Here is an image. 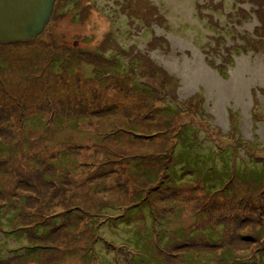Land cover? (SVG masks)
<instances>
[{
    "label": "rangeland",
    "instance_id": "rangeland-1",
    "mask_svg": "<svg viewBox=\"0 0 264 264\" xmlns=\"http://www.w3.org/2000/svg\"><path fill=\"white\" fill-rule=\"evenodd\" d=\"M263 78L264 0H57L0 43V264H264Z\"/></svg>",
    "mask_w": 264,
    "mask_h": 264
},
{
    "label": "water",
    "instance_id": "water-1",
    "mask_svg": "<svg viewBox=\"0 0 264 264\" xmlns=\"http://www.w3.org/2000/svg\"><path fill=\"white\" fill-rule=\"evenodd\" d=\"M56 2L0 0V43L29 41L40 37L54 15Z\"/></svg>",
    "mask_w": 264,
    "mask_h": 264
},
{
    "label": "bare ground",
    "instance_id": "bare-ground-1",
    "mask_svg": "<svg viewBox=\"0 0 264 264\" xmlns=\"http://www.w3.org/2000/svg\"><path fill=\"white\" fill-rule=\"evenodd\" d=\"M199 58H200V56H198L197 55V61L195 62V64H194V67H197L198 66V64H197V62L199 61ZM202 65V64H201ZM192 68L193 67H190L188 70L191 72L192 71ZM201 69L202 70H204V72H209V70L206 68V66L203 64L202 66H201ZM194 71V70H193ZM263 72V71H262ZM195 73V72H194ZM196 74V73H195ZM198 75V77L199 76H201V74L199 73V74H197ZM185 79L187 80V81H189V84H190V82L192 83V80H195V78L194 77H192L191 76V74H188L187 76H185ZM264 79V78H263ZM189 88V87H188ZM188 88H185V91H187L188 90ZM247 115H248V120H247V124H248V126L250 127V125H251V119H250V117H249V110H247ZM249 133H250V129H249ZM251 134V133H250Z\"/></svg>",
    "mask_w": 264,
    "mask_h": 264
},
{
    "label": "trees",
    "instance_id": "trees-1",
    "mask_svg": "<svg viewBox=\"0 0 264 264\" xmlns=\"http://www.w3.org/2000/svg\"><path fill=\"white\" fill-rule=\"evenodd\" d=\"M15 43H16V42H15ZM110 218L113 219L114 221H115L116 219H118V218H122V219H124V222L126 221V219H125L124 216H123V217H120V216H115V217H114V216H111ZM111 223H112V222H111ZM145 235H146V234H145ZM149 235H152V236H153V234H151L150 232H149ZM103 238L106 239L104 236H103ZM159 241L162 242V241H161V238H160V235H159ZM106 243L108 244V248L110 249L111 247H110L109 244H112V243H110V242H106Z\"/></svg>",
    "mask_w": 264,
    "mask_h": 264
}]
</instances>
